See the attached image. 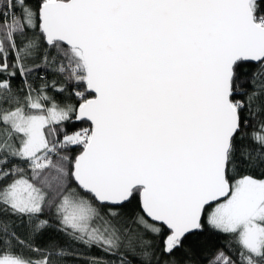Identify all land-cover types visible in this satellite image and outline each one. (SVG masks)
<instances>
[{
  "label": "snow or ice",
  "instance_id": "6c2138e0",
  "mask_svg": "<svg viewBox=\"0 0 264 264\" xmlns=\"http://www.w3.org/2000/svg\"><path fill=\"white\" fill-rule=\"evenodd\" d=\"M0 264H264V0H0Z\"/></svg>",
  "mask_w": 264,
  "mask_h": 264
},
{
  "label": "trees",
  "instance_id": "16d2710c",
  "mask_svg": "<svg viewBox=\"0 0 264 264\" xmlns=\"http://www.w3.org/2000/svg\"><path fill=\"white\" fill-rule=\"evenodd\" d=\"M46 239H47V238L45 237V239L42 240V241H40V243H44V242L46 241ZM212 239L215 241V240H222V239H224V238H223V237H213Z\"/></svg>",
  "mask_w": 264,
  "mask_h": 264
}]
</instances>
